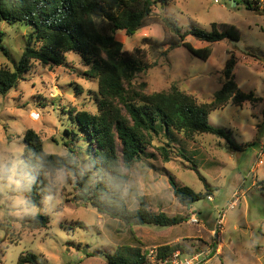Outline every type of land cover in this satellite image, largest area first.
I'll return each instance as SVG.
<instances>
[{
    "label": "rangeland",
    "instance_id": "obj_1",
    "mask_svg": "<svg viewBox=\"0 0 264 264\" xmlns=\"http://www.w3.org/2000/svg\"><path fill=\"white\" fill-rule=\"evenodd\" d=\"M244 1L163 0L153 8L156 20L172 18L182 32L192 27L210 31L212 23L235 26L240 40L211 44V56L206 61L192 56L183 47L168 53H164L166 46L152 51L144 39L163 40L166 29L160 21L131 37L123 31L114 33L124 53L137 50L146 63L154 64L132 80L135 87L144 85L145 94L168 92L176 86L199 103H208L221 88L222 70L232 53L238 88L261 99L252 107L229 105L209 115L211 125L231 133L230 139L236 148L212 135L187 140L175 132L168 135L160 132L153 136L145 154L125 170L127 207L137 208L135 195H139L156 213V201L166 200L172 216H188V221L180 225L128 228L119 220L98 214L89 204L73 201L79 193L73 171L91 177L95 173L88 167V145L72 123L70 114L72 111L96 114L98 98V80L89 75L90 66L85 65L78 54L62 55L60 67L32 62L23 80L5 96H0V161L21 160L23 137L28 129L38 133L45 152L62 157L67 154L64 144L74 138V133L78 134V141L71 146L77 169L66 170L69 173L66 183L55 186V193L41 206L30 208V212L18 208L16 201L24 199L20 186L0 191V264H17L21 253L35 254L41 264H105L103 254H113L122 246H137L144 252L155 246L177 244L185 248L184 252H198L210 246V231L223 211L222 249L206 264H264V190L260 188L264 183V155L262 164L256 166L260 157L255 126L264 115V13L247 9ZM0 31L4 48L0 50V68L13 70L31 29L24 24L1 22ZM186 41L198 48L199 41L194 37L188 36ZM162 148L169 156L168 162L163 161ZM168 176L196 193L207 192L212 201L205 198L192 203L187 211L178 204L175 207L168 202L172 190L163 187L164 177ZM236 192L238 204L229 209L227 206ZM192 213L199 225L189 222ZM35 215L47 217L46 229L30 230L21 225L23 217ZM77 223H82L83 227ZM140 236L143 243L136 239Z\"/></svg>",
    "mask_w": 264,
    "mask_h": 264
},
{
    "label": "trees",
    "instance_id": "obj_2",
    "mask_svg": "<svg viewBox=\"0 0 264 264\" xmlns=\"http://www.w3.org/2000/svg\"><path fill=\"white\" fill-rule=\"evenodd\" d=\"M161 2L163 0H0V23L24 24L31 29L13 70L0 68V96H5L23 80L32 62L50 68L60 67L63 64L62 55L73 52L90 66L89 75L98 80L97 112L72 111L70 119L88 145V167L95 175L91 177L87 173L73 171L79 192L73 201L89 204L98 214L119 220L128 228H167L188 221L187 215L168 216L164 212L150 211L139 195H135L138 207H127L124 193L128 175L125 170H129L145 154L153 136H158L160 132L165 135L175 132L193 140L207 134L224 139L236 148L230 139L231 133L211 125L208 116L229 104L241 107L244 103L253 105L261 100L253 93H244L238 88L234 81L236 62L232 53L222 70L224 81L221 88L208 103H199L194 96L176 86L168 92L152 94L144 93V85L133 86L135 75L147 71L154 64L146 63L137 50L124 53L122 43L114 37L117 31L131 37L140 29L160 21L166 29L163 40L144 39L152 51L166 46L164 53H168L183 47L203 61L211 56V44L240 40L239 31L230 24L212 23L210 31L192 27L182 32L172 18L156 20L152 10ZM244 2L247 9L258 11L252 1ZM188 36L207 43V46L194 48L186 41ZM2 37L0 31V50L4 51ZM258 136H262L259 131ZM73 137L64 144L67 154L62 157L45 152L43 141L34 130L25 131L21 160L27 170L36 176V181L30 188L20 185V191L30 208L41 206L47 197L55 193L51 175L56 169L69 172L77 169L71 146L78 141V134L74 133ZM160 150L163 161L168 162V154L163 148ZM167 179L174 198L183 207L188 208L210 195L180 186L172 176ZM260 186L264 190V183ZM20 222L30 230L46 229L49 224L43 215L25 216ZM77 226L83 227L82 223H77ZM177 249L185 251L184 247L176 244L159 246L157 252L165 256ZM103 256L105 264L145 262L143 251L137 246L118 247L113 254ZM17 264L41 262L35 254L21 253Z\"/></svg>",
    "mask_w": 264,
    "mask_h": 264
},
{
    "label": "built area",
    "instance_id": "obj_3",
    "mask_svg": "<svg viewBox=\"0 0 264 264\" xmlns=\"http://www.w3.org/2000/svg\"><path fill=\"white\" fill-rule=\"evenodd\" d=\"M253 3V7L257 8L258 11L264 12V0H250ZM217 2V1H215ZM258 157H260L256 166L262 164L261 157L264 155V143L260 144ZM208 201H212V197H207ZM239 194L236 192L232 196V200L227 208L232 209L238 204ZM224 211L219 214L218 220L215 223L214 229L210 231L212 242L210 246H207L204 250L198 252H184L181 249H177L171 254L160 256L157 249H147L143 252L145 262L143 264H206L213 254H216V248L218 240L220 242V233L223 227ZM189 222L192 225H199V221L196 219L195 214H192L189 218Z\"/></svg>",
    "mask_w": 264,
    "mask_h": 264
},
{
    "label": "clouds",
    "instance_id": "obj_4",
    "mask_svg": "<svg viewBox=\"0 0 264 264\" xmlns=\"http://www.w3.org/2000/svg\"><path fill=\"white\" fill-rule=\"evenodd\" d=\"M69 173L65 169H56L51 175V183L54 186H62L66 183ZM36 181V176L28 171L22 160L0 161V191L5 188L23 185L30 188ZM16 206L24 212H30L29 202L18 199Z\"/></svg>",
    "mask_w": 264,
    "mask_h": 264
},
{
    "label": "crops",
    "instance_id": "obj_5",
    "mask_svg": "<svg viewBox=\"0 0 264 264\" xmlns=\"http://www.w3.org/2000/svg\"><path fill=\"white\" fill-rule=\"evenodd\" d=\"M205 46H207V43H205V42H200L199 41V43H197V47L198 48H203V47H205ZM229 105H231V104H229ZM229 105H227V106H229ZM244 105H249L250 107H252V105L250 104V103H244L242 106H244ZM226 106V107H227ZM234 106V105H233ZM241 106V107H242ZM226 107H224V108H222V109H220V110H223V109H225ZM253 116H255L254 114H252ZM262 115V114H261ZM209 117V116H208ZM257 128H256V134H258V131L261 133V135L262 136H260L259 137V141H258V144H259V146H260V144H262V143H264V115H262V118H261V120H259L258 121V123L255 125ZM256 134H255V136H256ZM236 147H237V145H235ZM164 179H165V181H164V183H163V187H165V189L166 190H170L171 188H170V185H169V183H168V179H166L165 177H164ZM209 187H211V186H209ZM171 192V194H173L172 193V191H170ZM168 202H170L172 205H174L175 207L177 206V204H178V206H181V208L183 209V208H185V210L187 211V208L186 207H183L182 205H180L177 201H176V199L174 198V196L172 195V198L168 201ZM156 204L157 205H155V210H156V213L157 212H164L165 214H167L168 216H172V214H170L169 212H168V209H167V201L165 200H163V199H159V201L157 202L156 201ZM178 208V207H177ZM150 211H154L153 210V208H151V207H149L148 208ZM192 214H194V213H192ZM191 214V215H192ZM179 215H181V214H179ZM191 215H189V216H191ZM175 216V215H174ZM147 237V236H146ZM145 237V238H146ZM136 239H140V243H143V240H142V236H140V237H136ZM221 240V239H220ZM178 240H175V242H177ZM219 246H217V249H216V254L218 255L220 252H221V249H222V243H221V241H220V244H218ZM161 246V245H160ZM163 246V245H162ZM158 246H155L154 248H157Z\"/></svg>",
    "mask_w": 264,
    "mask_h": 264
}]
</instances>
